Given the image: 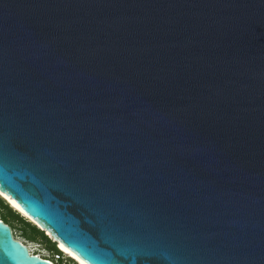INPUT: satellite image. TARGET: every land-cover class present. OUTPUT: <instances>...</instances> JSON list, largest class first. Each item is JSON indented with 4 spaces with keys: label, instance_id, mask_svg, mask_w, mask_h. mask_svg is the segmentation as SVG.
Wrapping results in <instances>:
<instances>
[{
    "label": "water",
    "instance_id": "95a60500",
    "mask_svg": "<svg viewBox=\"0 0 264 264\" xmlns=\"http://www.w3.org/2000/svg\"><path fill=\"white\" fill-rule=\"evenodd\" d=\"M0 191L87 264H264V0H0Z\"/></svg>",
    "mask_w": 264,
    "mask_h": 264
},
{
    "label": "rangeland",
    "instance_id": "374dc122",
    "mask_svg": "<svg viewBox=\"0 0 264 264\" xmlns=\"http://www.w3.org/2000/svg\"><path fill=\"white\" fill-rule=\"evenodd\" d=\"M4 215L7 217L10 216V225L13 228L15 238L26 244L31 249L32 253L38 254L47 259H53L56 264H73V262H71L67 256H62L63 261L60 262L58 255L48 249V245L41 240V237H37L35 240L27 238L26 233L31 235L32 232L27 226H25L24 223H22L21 219L19 220L16 216L11 215L5 209L0 210V218H2ZM20 217L22 218L21 215ZM32 230L35 231V229ZM35 232L37 233V231Z\"/></svg>",
    "mask_w": 264,
    "mask_h": 264
},
{
    "label": "trees",
    "instance_id": "16d2710c",
    "mask_svg": "<svg viewBox=\"0 0 264 264\" xmlns=\"http://www.w3.org/2000/svg\"><path fill=\"white\" fill-rule=\"evenodd\" d=\"M2 209H5L7 210V212H9L11 215H14L16 216L19 220L21 219L22 223L25 224V226H27L32 234H27L26 233V237L29 238V239H33L35 240L37 237H41V240L43 242H45L47 245H48V249L50 251H52L53 253H55L56 255H58V258H59V261L62 262L63 259H62V256H64L62 254V252L58 249V243L55 242L51 237L47 236L44 231L40 230L39 228H37V226H35L34 224H32L30 221H28L25 217H23L19 212H17L16 210H13L12 206L7 203L3 198L0 197V210ZM20 215L22 216V218L20 217ZM9 217L10 216H6L4 215L2 218H0L1 220H3L5 223L9 224L10 225V220H9ZM14 220V219H13ZM25 220V221H24ZM27 221V222H26ZM32 225H31V224ZM11 226V225H10ZM13 229V228H12ZM32 229H35V231H37V233L32 230ZM44 259H47V258H44ZM47 260H50L54 263V260L53 259H47ZM71 262H73V264H77L74 260L72 259H69ZM56 264V263H55Z\"/></svg>",
    "mask_w": 264,
    "mask_h": 264
},
{
    "label": "bare ground",
    "instance_id": "6f19581e",
    "mask_svg": "<svg viewBox=\"0 0 264 264\" xmlns=\"http://www.w3.org/2000/svg\"><path fill=\"white\" fill-rule=\"evenodd\" d=\"M0 194H1V196H2V198H4V200H6L11 206H12V208H14V209H16V210H18V211H20L23 215H25V216H27L26 215V213L16 204V203H14L13 202V200H12V198L11 197H8V196H6L4 193H2L1 191H0ZM28 217V216H27ZM29 218V217H28ZM31 221H33L35 224H37L41 229H45L44 228V226H42L41 224H39L37 221H35V220H33L32 218H29ZM48 234H50L49 232H47ZM62 250H64L65 251V254H68V255H70L71 257H73L75 260H77V262L79 263V264H87L85 261H83L81 258H79L76 254H74V253H72V252H70L68 249H66L63 245H60L59 246ZM30 249V248H29ZM30 251H31V249H30Z\"/></svg>",
    "mask_w": 264,
    "mask_h": 264
},
{
    "label": "clouds",
    "instance_id": "9594fccd",
    "mask_svg": "<svg viewBox=\"0 0 264 264\" xmlns=\"http://www.w3.org/2000/svg\"><path fill=\"white\" fill-rule=\"evenodd\" d=\"M0 197L2 198V196H1V194H0ZM4 199V198H3ZM6 201V200H5ZM8 203V202H7ZM14 210H16V209H14ZM17 212H19V213H21L20 211H18V210H16ZM27 217V216H26ZM29 221L32 223V224H34L30 219H29ZM35 226H37V228H39L40 230H42L43 231V229H41L38 225H36V224H34ZM45 233V232H44ZM48 234V233H47ZM58 249H59V244H58ZM63 254V253H62ZM64 255V254H63ZM64 256H66V255H64ZM68 257V256H67ZM69 259H71L70 257H68ZM72 260H74L77 264H79L78 262H77V260H75V259H72ZM55 263V262H54Z\"/></svg>",
    "mask_w": 264,
    "mask_h": 264
},
{
    "label": "built area",
    "instance_id": "2783aa9c",
    "mask_svg": "<svg viewBox=\"0 0 264 264\" xmlns=\"http://www.w3.org/2000/svg\"><path fill=\"white\" fill-rule=\"evenodd\" d=\"M43 258H45V257H43Z\"/></svg>",
    "mask_w": 264,
    "mask_h": 264
}]
</instances>
